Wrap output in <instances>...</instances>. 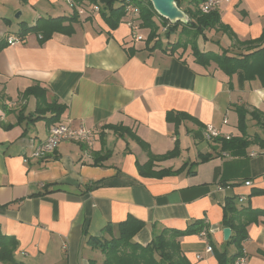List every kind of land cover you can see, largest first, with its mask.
Listing matches in <instances>:
<instances>
[{"label":"crops","instance_id":"1","mask_svg":"<svg viewBox=\"0 0 264 264\" xmlns=\"http://www.w3.org/2000/svg\"><path fill=\"white\" fill-rule=\"evenodd\" d=\"M64 3L0 0V41L6 43L0 52V231L18 241L16 260L104 264L105 256L88 238L103 237L109 225L117 231L129 218L144 224L133 239L142 246L164 230H184L203 220L209 238H180L191 264H219L216 254L207 252L209 245L235 255L237 247L224 239L226 201L264 210V194L251 195L264 191L260 80L240 86L237 75L228 76L216 64L199 65L189 48L172 51L166 42L152 50L149 29L141 27L143 39L135 42L124 19L113 30L87 1L79 5L86 13L71 24L72 34L54 33L42 42L35 33L21 39L20 30L10 32L22 17L20 29L22 23L34 26L40 19L71 15L74 8ZM217 11L239 41L211 29L207 41L198 40V46L200 41L212 46L206 51L246 53L247 43L262 36L264 0H221ZM9 38L18 41L10 45ZM32 87L45 91L46 104L65 107L56 125L96 131L94 145L65 141L47 159H35L33 151L47 140L53 115L43 113L46 104L40 106L35 96L24 97ZM238 108L247 111L249 144L222 152L218 142L205 139V128H217L221 139L241 137ZM176 147L178 156L155 160L152 171L180 173L140 174L139 166L151 156ZM201 154L213 158L194 165ZM247 236L241 246L247 264H264V216L248 227Z\"/></svg>","mask_w":264,"mask_h":264},{"label":"trees","instance_id":"2","mask_svg":"<svg viewBox=\"0 0 264 264\" xmlns=\"http://www.w3.org/2000/svg\"><path fill=\"white\" fill-rule=\"evenodd\" d=\"M24 4L28 0H21ZM77 3H85L87 1L91 5L100 8V14L108 26L115 30L120 25L122 19L126 15L125 0H73ZM146 0H134L136 6L140 10V19L142 21V28L149 29L150 34L147 39V44L152 50L162 48L163 41L161 38L160 28L156 18L161 20V25L166 31L168 40L171 34L176 35L180 29V38L175 42H168V49L177 51L180 49L187 50L189 47L195 57L196 62L204 67L215 62L218 67L228 76L237 75L240 86H243L247 81L260 80L264 86V31L260 38L250 41V45L246 53L232 54L230 50L223 49L222 53L218 54L211 51H202L198 46V40L201 37L207 41L206 31L215 29L218 32L228 34L230 37L237 40L231 29L221 22L220 15L217 10L208 14H204L200 10V5L208 0H175L179 9L188 17V22H178L171 25L170 22L162 18L154 9L150 0H147L149 6L145 3ZM190 5L188 8H183V4ZM119 4V5H118ZM183 8V9H182ZM78 12L74 11L69 16H60L56 18L40 19L34 26L24 25L20 29L19 37L23 39L29 33L41 35L42 42L51 38L54 33L63 32L72 34V23L79 21ZM69 25H65V24ZM24 25V26H23ZM186 36V40L183 37ZM239 41V40H237ZM6 47V43L0 41V52ZM232 55H231V54ZM35 96L41 105L46 104L45 91L38 87L29 88L24 97ZM41 111V108H40ZM51 112L53 115L48 118L47 124L49 127L56 125L60 121V117L65 111V107L57 103L46 104L43 108V113ZM239 114V129L242 134L241 137L226 139H218L221 145L222 152H234L243 146H248L246 130L247 111L244 108L237 109ZM259 117V116H258ZM185 118V117H184ZM21 120V118H20ZM261 122V120L259 119ZM264 126V123L262 124ZM10 126H6L9 128ZM110 129H116L109 127ZM256 137V136H255ZM139 143L144 149L146 145L140 140ZM179 150L176 149L163 156H151L150 161L145 166H139V171L142 176L148 177H164L172 174L180 173L179 171L164 170L159 173L153 172V162L155 160H165L178 156ZM213 155H200V163L210 161ZM48 193V192H46ZM264 191H255L251 195H261ZM264 216V210H253L250 208L239 207L238 202L234 198L226 201L223 210V226L231 229L233 235L228 244H233L237 247L238 252L235 255L229 256L226 252H219L213 248L219 264H235L237 259L242 257L243 249L242 243L247 240L248 227L254 223H258L260 217ZM144 224L135 219L129 218L126 222L120 224L117 231L112 225H109L104 230L103 237H89L88 245L92 249L99 250L104 256V264H191L183 255L180 245V238L184 236L202 234L208 225L203 220H197L188 225L184 230H164L159 235L155 236L151 243L147 246H142L133 241L134 237L143 228ZM109 235V238L106 236ZM209 238V235H207ZM211 244V242H210ZM213 246V245H212ZM18 247V241L12 236H6L0 231V263L2 264H24L15 258V251Z\"/></svg>","mask_w":264,"mask_h":264},{"label":"built area","instance_id":"3","mask_svg":"<svg viewBox=\"0 0 264 264\" xmlns=\"http://www.w3.org/2000/svg\"><path fill=\"white\" fill-rule=\"evenodd\" d=\"M66 3L74 8L79 15H85L86 10L84 7H81L79 3L73 0H65ZM221 4V0H208L205 3L200 5V10L204 14H208L214 10H217ZM126 5V15L123 18L125 23L131 28L132 31V39L135 42L142 41V37L138 35V32L141 28L142 21L140 19V10L138 6L135 5L134 0H125ZM91 11L100 12V8L98 6L93 5L91 7ZM18 39L9 38L8 43L13 45L17 43ZM205 139L208 142H216V140L220 139L222 134L221 132L212 125H208L205 128L204 132ZM96 139V131L87 129L85 127H80L79 129H72L66 124H58L53 125L49 130V136L47 140L34 149L33 157L37 160H45L47 159L56 149L57 147L65 141H77L82 144H85L88 147H92L94 145ZM224 139H231L229 136H226ZM246 185H251V183H246ZM202 235L204 237L207 236L206 232H203ZM207 252L212 253V247H207ZM235 264H247L246 257L242 256L237 259Z\"/></svg>","mask_w":264,"mask_h":264},{"label":"water","instance_id":"4","mask_svg":"<svg viewBox=\"0 0 264 264\" xmlns=\"http://www.w3.org/2000/svg\"><path fill=\"white\" fill-rule=\"evenodd\" d=\"M153 4L155 11L162 17L167 19L171 25L178 22H188L187 15L178 8L175 0H150ZM224 239L229 241L232 231L229 228L224 229Z\"/></svg>","mask_w":264,"mask_h":264},{"label":"rangeland","instance_id":"5","mask_svg":"<svg viewBox=\"0 0 264 264\" xmlns=\"http://www.w3.org/2000/svg\"><path fill=\"white\" fill-rule=\"evenodd\" d=\"M88 3V2H87ZM145 3H146V5L147 6H149L148 5V3H147V0L145 1ZM65 4V3H64ZM67 4V3H66ZM65 4V6L67 7V8H71L68 4L66 5ZM89 4V3H88ZM90 5V7L89 8H91L93 5H91V4H89ZM119 5V4H118ZM65 7V8H66ZM82 7V6H81ZM183 8H185L186 7V3L185 4H183V6H182ZM182 8V9H183ZM28 9V8H27ZM74 11H76V10H74V9H72L71 10V14H73L74 13ZM183 11V10H182ZM21 12V11H20ZM77 12V11H76ZM80 16H83V15H80ZM17 17V16H16ZM15 18V17H14ZM21 21H24V17H22L20 20L19 19H15V21H14V26L10 29V32L12 33V34H16V33H18L19 32V30H20V23L19 22H21ZM156 21H157V23L161 26V28H160V34H161V38H162V41H163V43H168V42H175V41H177L178 40V38H180L181 36H180V29L178 30L179 32L176 34V35H174V34H171V36H170V38H169V40H168V37L166 36V31L165 30H163L164 29V27H162V25H161V20H159L158 18H156ZM138 35L139 36H141V34H140V32H138ZM142 37V36H141ZM183 39L184 40H186V36H184L183 37ZM199 48H200V50H208V49H213L212 48V46L209 44H205V43H203L202 41H200L199 42ZM189 49H190V47H189ZM215 65L216 63L215 62H211L210 63V65ZM217 65V64H216ZM218 66V65H217Z\"/></svg>","mask_w":264,"mask_h":264},{"label":"bare ground","instance_id":"6","mask_svg":"<svg viewBox=\"0 0 264 264\" xmlns=\"http://www.w3.org/2000/svg\"><path fill=\"white\" fill-rule=\"evenodd\" d=\"M207 237V236H206ZM209 246H211V245H209ZM212 247V246H211ZM212 252H213V248H212Z\"/></svg>","mask_w":264,"mask_h":264}]
</instances>
